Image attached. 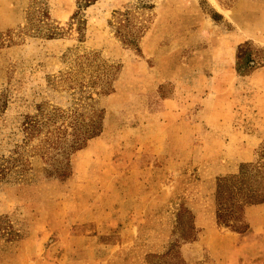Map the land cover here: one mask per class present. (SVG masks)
Here are the masks:
<instances>
[{
    "label": "rangeland",
    "instance_id": "obj_1",
    "mask_svg": "<svg viewBox=\"0 0 264 264\" xmlns=\"http://www.w3.org/2000/svg\"><path fill=\"white\" fill-rule=\"evenodd\" d=\"M76 111L103 131L71 152ZM262 147L264 0H0V156L25 174L0 179V264H264V203L241 234L215 199Z\"/></svg>",
    "mask_w": 264,
    "mask_h": 264
},
{
    "label": "trees",
    "instance_id": "obj_2",
    "mask_svg": "<svg viewBox=\"0 0 264 264\" xmlns=\"http://www.w3.org/2000/svg\"><path fill=\"white\" fill-rule=\"evenodd\" d=\"M97 0H77L78 5L81 7H88L91 4L95 3ZM39 22H42L45 25H49L48 16L43 11V9L37 7ZM54 29V28H49ZM48 37H54L57 35L56 32H50V34H46ZM124 41L127 44H134L135 41L130 36V32L123 34ZM247 60V59H246ZM245 60V61H246ZM239 64H241L244 60L239 57ZM248 63V62H247ZM88 77V75L86 76ZM100 83L103 81L98 76L95 77ZM76 81V80H74ZM92 82V79H86L84 82L80 83V93L82 99L83 97V87H92L89 85ZM110 82H106L104 86H102L101 90H99L100 94L109 93V88H104L105 86H109ZM106 89V90H105ZM109 89V90H108ZM83 106V105H82ZM85 106V105H84ZM57 110L54 111V114L49 116L46 120L35 118L28 122V127L30 131L33 133H39L43 127L51 125V123H57L56 113ZM59 117V116H58ZM98 120L94 116L91 117L88 121H86L87 116L81 114V112H75L72 118V121L64 127V129L59 126L56 127L55 133L56 137L59 138L60 134H68V126H72L73 129V140L71 147V152H75L84 148L88 141L94 137L99 136L103 131V112L100 111L98 114ZM67 127V128H66ZM53 133L52 130H48L45 132L44 137L49 138V136ZM53 143V140H50ZM50 143V144H51ZM66 151V148L63 149V152ZM68 153V152H67ZM66 153V154H67ZM18 160V176L20 178L24 177V173L22 169L19 167V163L22 164L21 159L18 157L15 158L13 156H0V179L2 177H6L9 173L13 172V169L16 168V162ZM65 172V173H64ZM62 177H66L68 172H61ZM216 222L220 226L230 227L233 231L244 234L249 231L250 225L245 219V211L247 207L252 205H259L264 203V147H262L258 156L253 161H248L241 163L239 170L237 173L228 174L220 176L217 180L216 192ZM180 216V215H179ZM178 216V218H179ZM8 224L4 223L0 218V238L5 235H9V238H14L15 232L9 229Z\"/></svg>",
    "mask_w": 264,
    "mask_h": 264
}]
</instances>
